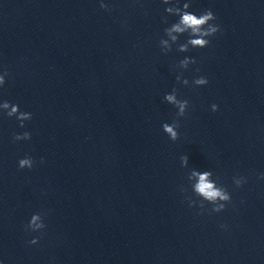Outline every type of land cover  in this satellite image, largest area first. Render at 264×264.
Masks as SVG:
<instances>
[{
    "label": "clouds",
    "instance_id": "9594fccd",
    "mask_svg": "<svg viewBox=\"0 0 264 264\" xmlns=\"http://www.w3.org/2000/svg\"><path fill=\"white\" fill-rule=\"evenodd\" d=\"M162 3L165 5H172L173 0H162ZM100 7L104 10H110L109 6L101 2ZM191 7L190 3H184L182 7L180 6H169L165 8V12L169 15H174L178 17L174 23L164 29V33L167 39L161 38L159 41L161 51L163 53H168L172 50V45L176 44L181 35L185 33L188 34V39L185 43L179 44L178 51L188 52L190 48H205L210 44V37L215 36L218 32L221 31L220 25L214 23L217 17L211 9H206L202 11L199 15L189 11ZM163 22L167 23V17L163 18ZM196 60L194 58L185 57L179 62L178 67L184 70H187L190 64H195ZM9 75L5 71L0 75V87H3L6 83L5 78ZM178 83H181L185 86L189 84V80L183 78L182 73L176 76ZM194 86H205L208 84V79L204 76L195 78L192 81ZM164 100L173 105L178 111L176 112L177 119L174 120L171 124L164 123L162 125L163 132L170 138L171 141L175 142L179 139L180 133L178 129L180 127L179 118L184 117L190 106V102L187 99L178 98V90L173 88L170 93L164 95ZM0 110H2L8 118L15 117L19 122V127L24 128L25 122L32 119V113L23 112L20 110L18 104H11L8 101L0 102ZM211 110L213 112L218 111V105L212 104ZM13 142L21 140H30L31 133L23 132L22 134H13ZM181 166L188 167V156L182 155L180 157ZM43 162V158H41ZM36 164L34 158L30 155H25L23 158L18 161V169H28L32 170ZM260 179H264V173L260 174ZM187 179L194 180L192 184V194L198 198L193 199L192 196H188V189L184 186H181L180 191L185 193V199L188 201L190 207L199 206L203 211L207 210L209 213H221L226 210L228 204L231 203L232 197L231 193L226 187L218 182V178H213V172L210 170L200 171L197 169H192L190 174H188ZM233 183L237 188L242 187L247 183V178L243 176H237L233 178ZM206 205H211V208L208 209ZM46 213H34L29 222L25 225V230L29 232H43L46 228L44 223V217ZM221 227L226 228V225ZM40 237H34L30 240L29 244H37Z\"/></svg>",
    "mask_w": 264,
    "mask_h": 264
}]
</instances>
